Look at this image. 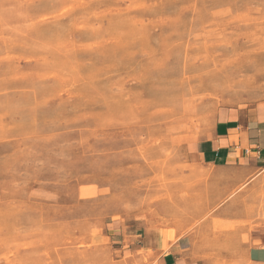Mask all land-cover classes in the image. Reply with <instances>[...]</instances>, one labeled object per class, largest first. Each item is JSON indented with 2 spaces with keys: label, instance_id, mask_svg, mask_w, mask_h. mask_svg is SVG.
<instances>
[{
  "label": "rangeland",
  "instance_id": "obj_1",
  "mask_svg": "<svg viewBox=\"0 0 264 264\" xmlns=\"http://www.w3.org/2000/svg\"><path fill=\"white\" fill-rule=\"evenodd\" d=\"M249 107L264 0H0V264H162L178 205L181 264H250L264 173L219 199L192 166Z\"/></svg>",
  "mask_w": 264,
  "mask_h": 264
},
{
  "label": "crops",
  "instance_id": "obj_2",
  "mask_svg": "<svg viewBox=\"0 0 264 264\" xmlns=\"http://www.w3.org/2000/svg\"><path fill=\"white\" fill-rule=\"evenodd\" d=\"M193 163L194 186L199 191L217 189L219 199H227L230 194L246 190L264 173V109L231 108L221 112L211 134L202 141ZM181 208L182 205L165 206V235L161 240L149 238L155 251L169 247L162 254V264H181L183 255L179 243L183 229L189 223ZM171 229L176 231L174 240L170 238ZM233 240L231 247L240 242ZM244 255L250 264H264V239L248 246Z\"/></svg>",
  "mask_w": 264,
  "mask_h": 264
},
{
  "label": "bare ground",
  "instance_id": "obj_3",
  "mask_svg": "<svg viewBox=\"0 0 264 264\" xmlns=\"http://www.w3.org/2000/svg\"><path fill=\"white\" fill-rule=\"evenodd\" d=\"M105 23V22H104ZM236 47V46H235ZM167 48V47H166ZM149 50V49H148ZM257 52V51H256ZM154 55V54H153ZM259 57H260V55H259ZM259 59V58H258ZM247 61V60H246ZM232 63V62H231ZM259 64V63H258ZM234 65V64H233ZM170 67V66H169ZM184 71V70H183ZM201 71V70H200ZM243 71V70H242ZM205 72V71H204ZM41 74V73H40ZM45 74V73H44ZM184 74V73H183ZM42 75V74H41ZM161 75V74H160ZM246 75V74H245ZM194 76V75H193ZM246 77V76H245ZM157 85V84H156ZM206 85V84H205ZM160 86V85H159ZM202 87V86H201ZM228 87V86H227ZM216 91V90H215ZM62 92V91H61ZM155 92V91H154ZM160 92V91H159ZM194 92V91H193ZM160 93H162V92H160ZM176 93V92H175ZM179 95V94H178ZM205 95V94H204ZM166 96H167V94H166ZM168 98V97H167ZM165 99V98H164ZM39 102V101H38ZM42 102V101H41ZM86 106V105H85ZM138 107V106H137ZM78 109H79V107H78ZM83 115V114H82ZM84 116V115H83ZM53 118V117H52ZM30 121V120H29ZM32 122V121H31ZM43 122V121H42ZM38 123H40V122H38ZM62 124V123H61ZM81 127V126H80ZM46 129V128H45ZM81 129V128H80ZM69 131V130H68ZM75 142V141H74ZM238 169V168H237ZM242 169V168H241ZM226 170V169H225ZM58 182V181H57ZM229 187V186H228ZM220 190V189H219ZM241 191V190H240ZM252 192V191H251ZM232 195V194H231ZM156 201V200H155ZM245 201V200H244ZM246 206V205H245ZM237 211V210H236ZM253 242V241H252ZM64 253V252H63ZM73 253V252H72ZM137 254V253H136ZM71 255V254H70ZM198 255V254H197ZM78 256V255H77ZM71 257H72V255H71ZM64 258V257H63ZM118 259V258H117ZM53 260V259H52ZM69 262V261H68ZM83 263V262H82ZM79 264V263H78Z\"/></svg>",
  "mask_w": 264,
  "mask_h": 264
}]
</instances>
